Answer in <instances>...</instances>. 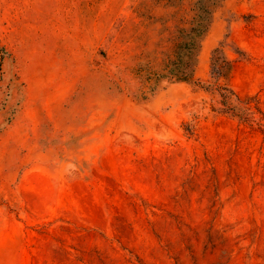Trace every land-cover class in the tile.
<instances>
[{
  "label": "rangeland",
  "instance_id": "rangeland-1",
  "mask_svg": "<svg viewBox=\"0 0 264 264\" xmlns=\"http://www.w3.org/2000/svg\"><path fill=\"white\" fill-rule=\"evenodd\" d=\"M194 2L0 0V264H264V0L224 1L196 69L222 45L253 123L150 89Z\"/></svg>",
  "mask_w": 264,
  "mask_h": 264
},
{
  "label": "trees",
  "instance_id": "trees-1",
  "mask_svg": "<svg viewBox=\"0 0 264 264\" xmlns=\"http://www.w3.org/2000/svg\"><path fill=\"white\" fill-rule=\"evenodd\" d=\"M225 0H195L194 16L188 27L178 29L177 41L174 46L173 57L166 63L163 72L148 74L150 89L156 90L162 81L172 83H193L206 90H216L220 95L221 111L237 116L247 123L256 121L250 107L241 100L228 82L235 65V60L229 58L221 45L213 50L211 57L212 83L205 85L196 78V69L199 62L203 41L208 35L218 9ZM0 47V53L3 50ZM240 56L244 52H238ZM2 57L0 56V65Z\"/></svg>",
  "mask_w": 264,
  "mask_h": 264
}]
</instances>
